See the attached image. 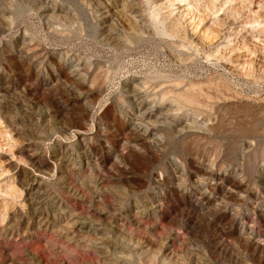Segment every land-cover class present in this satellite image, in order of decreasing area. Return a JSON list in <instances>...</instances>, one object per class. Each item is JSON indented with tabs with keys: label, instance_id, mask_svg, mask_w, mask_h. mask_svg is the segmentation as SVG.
I'll use <instances>...</instances> for the list:
<instances>
[{
	"label": "rangeland",
	"instance_id": "obj_1",
	"mask_svg": "<svg viewBox=\"0 0 264 264\" xmlns=\"http://www.w3.org/2000/svg\"><path fill=\"white\" fill-rule=\"evenodd\" d=\"M0 264H264V0H0Z\"/></svg>",
	"mask_w": 264,
	"mask_h": 264
}]
</instances>
